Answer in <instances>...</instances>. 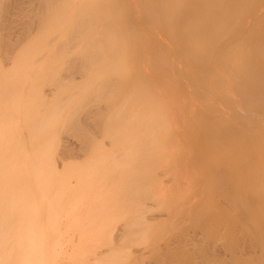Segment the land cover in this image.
I'll return each instance as SVG.
<instances>
[{
  "label": "bare ground",
  "instance_id": "6f19581e",
  "mask_svg": "<svg viewBox=\"0 0 264 264\" xmlns=\"http://www.w3.org/2000/svg\"><path fill=\"white\" fill-rule=\"evenodd\" d=\"M43 1H46L44 6L47 9L52 8L55 12L51 9L53 16H43L42 20L39 17L40 33L26 52L35 59L40 58L42 51L45 54L47 50L44 45L48 37L55 34L61 39L60 51L58 49V53L51 56L55 61L35 67L37 60L24 54L22 58L13 59V65L8 69L0 65V264H126L130 250L128 246L123 248L118 239L121 236L123 241L126 236L128 243L144 242L151 237L153 240V232H158L156 229L152 232L151 226L145 222L143 213L148 204L144 199L152 198L157 201L156 205L163 204L162 188L167 189L165 186L155 189V184L160 181H157L156 174H163V170L167 169L169 173H165L171 177L168 174L172 173L169 170L174 168V159L169 160L167 151L173 153L170 157H175L174 149L180 143L177 131L182 127L184 131L188 129L185 125L196 122L194 127L190 126L192 131L188 129L194 136L195 127L200 126H197V113L201 104V89H204L201 82L204 79L208 81H204L209 85L204 90H208L207 101L217 92L211 76L203 77L202 72L209 74L205 69H210L212 63L234 61L229 50L224 54L215 49L226 43L235 47L234 43L230 44L234 42L231 41L234 36L228 35H238L240 28L243 30L241 33L247 31L245 21L238 19L236 22L232 4L234 1L239 9L238 15H243L248 2L66 0L65 3L60 1L59 6L55 0ZM79 2L91 4L74 5ZM34 21L27 24L32 27ZM26 28L23 30L26 31ZM71 42L74 45L76 42V46L79 42L77 48H80L77 50L75 47L76 60L69 57L74 62L66 63L64 57L69 55L67 51L72 47ZM235 42L238 47L247 45L246 39L235 38ZM38 53L39 57L36 56ZM219 58L222 59L219 61ZM223 71L219 69L216 74L225 80L227 77ZM60 72H77L83 81H59ZM46 84H55L49 99L41 92ZM191 127L195 128L194 131ZM64 130L78 140L71 148L75 147L74 152L70 151L76 154L80 151L82 155H74L78 160L76 163L62 162L60 169L53 160L57 149L61 148L60 136ZM191 132H187L188 137ZM97 133L110 144L107 142L106 146L101 138L99 143ZM197 134L195 132V136ZM198 135L196 139L191 136V139L199 141ZM184 139L181 140L183 146ZM188 139L191 140L190 137ZM183 146L180 148L184 149ZM66 147L68 145L64 150H67ZM186 148L188 151L189 147ZM198 153L195 151V155ZM185 156L189 157L188 153ZM167 157L172 161L171 165ZM196 158L199 161L200 157ZM180 161L179 164L182 163ZM163 162L165 165L161 169ZM181 166L178 167L182 170ZM181 170H175V175H181L178 174ZM183 172H186L185 168ZM175 175L167 180H174L177 178ZM161 191L163 193L159 197ZM172 193L168 200L172 198ZM176 200L178 198L175 197L174 201H170L175 203ZM153 201L149 203L150 207L155 206ZM190 214L189 218L192 217ZM198 214L194 215L195 219ZM120 220L128 227L127 232L123 231L125 236L120 235L122 231L117 234L110 231L116 229L114 226ZM110 234H115V238L119 236L117 240L121 246L118 241L113 242L116 239H112V235L110 239ZM74 238L76 242H73ZM112 242L114 245L119 243V246L115 247ZM100 245L113 246L103 250L106 253L104 257ZM96 249L99 250L96 252ZM124 249L127 253L126 250L123 252ZM99 251L100 254H97Z\"/></svg>",
  "mask_w": 264,
  "mask_h": 264
},
{
  "label": "rangeland",
  "instance_id": "374dc122",
  "mask_svg": "<svg viewBox=\"0 0 264 264\" xmlns=\"http://www.w3.org/2000/svg\"><path fill=\"white\" fill-rule=\"evenodd\" d=\"M60 1L64 2L66 0H55V2H57L56 4L57 5L59 4V6H60ZM43 2L42 0H0V8H1L0 17H2L1 19L5 21L4 22L3 20H0V24L3 21L2 22L3 25L2 24L0 25V65H2L3 68L8 69L10 66H12L13 61H15V58L18 59L24 56L33 57L32 55H28L29 52L26 51H28L27 48L31 46L32 42L34 41V38H36V36H38L40 33L39 25L41 23L39 21L42 20L43 16L48 18L51 17L50 15H52L55 12L53 11L54 9L52 8L47 9L45 7L46 1L44 3ZM247 2H248L247 10L246 13H244L243 15L242 14L238 15L239 9L235 6L234 1L232 4V6H234L235 15L237 17L236 22L238 19H240L243 22L245 21L244 23L245 26L247 27V31L245 30L243 33H241L240 31L243 30H241L240 28V31L238 32L239 36L235 33L232 35H228V36H234V39L231 40L234 42H231L230 44L234 43L235 47L228 46L226 43L223 44L222 46L220 45L219 48L215 49V51L219 50L218 52L224 54L229 50L228 53L230 54V57L232 56L234 61L225 62L221 60L222 63L225 65H223L220 62H217V64L216 62L212 63L210 69L209 67L208 70L205 69V71H208L209 74L206 75V72H202L204 73V75L202 74L203 77H208V75L209 77L211 76V80H213L212 82H214L212 85L214 88L216 87V89H214L213 87L211 88L216 90L217 92L215 93L214 91L215 94L213 93L214 95L209 97L210 101H207L208 96L206 92L208 90L207 91L204 90L207 89L209 85L208 83L205 84L204 81L205 82L208 81L204 79L201 82L202 84L201 88L204 89H201V93H200L201 104H200L199 114L197 113V115H199L197 116L199 117V122H197L198 123L197 126L200 125L199 126L200 129L197 130L199 127H195L197 128L196 129L197 131L196 130L194 131L195 128L191 127L194 131L193 132L194 136H192L193 134L191 132L192 130L190 129V126L193 125V122H190V124L192 123L190 126L188 125L189 124L188 123L184 127L186 128L188 126V129H190L191 131H189L187 128L186 129L188 131H186L185 128H184L185 130L182 131L183 127L179 132L177 131L179 135L177 141L180 140L179 141L180 143L178 144L179 145L181 144L182 146H183V142L181 143V140L183 141L184 136L187 135V132L189 134L191 132V135L189 136L190 139L191 136L194 139H196L197 135L199 134L198 136L200 137L199 138L200 140L197 141L198 143L195 142L193 138L192 139L194 141L192 139L189 140L188 139L189 134L186 136L188 138L185 137L184 139V144L186 145V147H189L188 148L189 150L192 149V151L190 150V152L192 153L194 152L193 153L194 156L192 155V153L189 152V150L188 151L186 150L187 148L185 147V145L183 147L186 150V152L184 149H181L182 146L179 145L176 146L177 147L175 148L176 151L174 149V153L176 154L175 157H170L173 153H168L167 151L169 160L170 158H172L171 160L174 159L172 164L171 163L172 161H169L168 157L167 159L165 158L167 161H169L168 163L170 165L172 164L174 167V168L170 167L169 171H171L173 175H175V173L177 174V171L175 170L177 169L178 171L181 170L180 167L178 166H181L186 162L183 165L185 166L184 168L186 169V172L185 173L183 172L184 168L181 166L182 172L181 171H180L181 173L178 172V174L181 175L178 176L175 175L177 176L178 179L175 177L174 180L170 179V181H168L167 179L172 178L173 175L170 172L171 174L168 175H171V177L167 176L166 173H169L167 169H165L166 173L163 170V174L162 172H158L159 175L156 174V179H158L157 181L160 180L159 183L157 184L162 186H159L158 188L157 184H155L156 185L155 189L158 190L164 186L165 189H167L165 191L164 188H162L164 191V195L162 197L161 195L163 191L160 192V196L159 194H157V196L161 197V199L163 198L162 205L163 206L166 205L165 204L166 201H164V199L168 200L172 191L173 193L171 199H173L174 201L176 197L178 198V200L176 201L182 203L180 204L178 203V205H176L177 204L176 201L175 203H173L170 201L171 199H169L166 202L168 205H166L163 208L161 203L160 206L156 205L157 201L155 200L153 201L152 198L151 200L150 198L149 200L148 198L144 199L148 205L149 203H151V201H153V203L155 204V206L150 207L151 204L148 206L147 204L144 203L145 205H147L146 209H144L145 213H143L144 214L143 216L145 217V222L146 223L148 222L147 224L149 225V227L151 226L150 228L152 232L155 229L158 230V232L157 231L153 232L154 239L152 240L151 237V239L148 240L149 242L148 241H144V242L138 241L139 243L132 242L134 243L133 245L131 242L128 243L129 240L126 239L125 232H123V231L127 232L128 227H126V224L123 220H120L115 224L114 227L116 228L115 229L116 231L114 230V228L113 230L112 229L110 230V231H114L113 233L122 231L120 232L121 234L118 233V235L120 234L125 236V238L124 237L122 238L123 241H121L120 240L121 236L118 239L117 238L119 237L118 235L116 238L115 236H113L115 234L109 235L110 239H111V235L114 237V238L112 237V239H116L114 241L112 240L113 242L119 240L122 243L123 248H126V246H128V250H130L129 251L130 257L127 256L128 262L126 261L127 262L126 264H153L155 260L156 261L154 262V264H264V60H263L264 59V0H247ZM81 3L83 2H79L74 5L76 6L79 5L78 7H81L82 5L85 6L87 3L91 4V2L90 3L85 2L86 4L84 3L81 4ZM62 4L63 3H61V5ZM20 5L23 7H21ZM8 6L9 8H7ZM26 9L29 10H27L26 12ZM51 9L53 13L51 12ZM23 14L25 16H21ZM7 17H9L10 19L9 18L7 19ZM39 17H41V20L39 19ZM114 17L115 16L113 15L112 18ZM23 19L25 20V22L23 21ZM31 19L36 20L32 23L33 25L32 27L29 25L31 24L32 21ZM6 20L7 21L9 20L8 21L9 23ZM18 21H21L25 24H21V22L18 23ZM24 28H26L27 30L25 29L26 31H24L23 30ZM96 35L99 36L98 34ZM94 36L95 35H92V37ZM97 36H95L94 39L97 38ZM235 38L246 39L247 45L238 47L236 45ZM89 39L92 38L90 37ZM60 41L61 39L58 35L56 36L55 34H52V36L48 37L46 41L47 44L44 45L48 51L46 50L45 54L44 51H42V54H40L41 56L39 55V53L36 54V56L38 55L37 57L40 56V58L35 59L33 57L34 58L33 60H37L34 66L39 67L40 65L43 64L46 65L49 64V62L55 61L51 56L55 55L58 49L60 51V47H59L61 45ZM73 43L71 42L70 46L74 48L71 47V49H68L67 51V53L70 56L67 54L68 57L67 56L64 57L66 60L62 58L66 63L69 61L74 62L76 60L74 51L76 50L77 46L80 43L77 42V46H76V42L75 45ZM79 48H77V50ZM222 50L223 52H221ZM49 57H51L50 61H49ZM69 57L72 58L73 60L75 58V60L73 61ZM220 59L222 58H219V61ZM219 69L221 71L224 70L223 72L227 77L225 80H223L220 76L218 77V75L216 74L217 71H219ZM187 70L186 73H188ZM211 71L213 75H211L212 74ZM60 74L61 75L59 78L61 80L59 81L63 80L65 83L69 81V79L72 80V81L70 80V82L72 83L73 82L80 83L83 81L79 79V77L81 76L77 72H74L72 74L71 73L69 74L68 72H63V73L60 72ZM54 87L55 84L43 85L41 90V92L43 93V97L49 99L50 94L52 95L53 93L52 91ZM181 131L183 133H180ZM195 132L198 133L196 136H195ZM69 133L70 132H67V130L61 133L62 136V137L60 136L61 148L59 147L57 149V152L55 153V157L53 160L54 164L56 166H59L60 169H61V165L63 164L62 162L66 164L73 162L76 163V161L78 162L76 156L74 157L76 153L71 152V151L74 152L75 147L73 150L71 148H73V144H75V142L78 143V140L76 136ZM97 134L98 136L96 135V140L98 139V141H100L99 139L101 138L102 139L101 141L105 143L106 139H104L105 141L104 142L102 138L103 135L100 136L99 133ZM180 135L183 136V138L180 137ZM186 139L187 141H185ZM101 141L99 143H101ZM107 142L109 143V140ZM107 142L105 144L106 146H107ZM62 143L66 145H63ZM195 143L197 144L194 148L193 146L195 145ZM109 144L108 146H110ZM67 145H68V147H66L67 150H64L65 146ZM105 145L103 146L104 148ZM75 146L79 147V145L77 144ZM78 149L76 147V150ZM76 150L75 152H77ZM180 150H182L183 152ZM195 151L196 153L199 152L197 155L201 154V156L195 155ZM169 152H173V150ZM77 153L81 154L80 151ZM178 153L179 154L188 153L189 157L185 156L186 155L185 154L182 155L181 158L179 157L181 154L179 155ZM81 155L78 156L81 157ZM183 156H185L186 159ZM190 156H193V158ZM195 156L198 158L200 157L201 159L199 158L198 161V159L196 158L197 160L196 161L194 159ZM61 157L63 158L65 157V158L63 159ZM79 157L77 158L79 159ZM176 159L178 160V162H175ZM182 159L183 160L185 159L184 163ZM180 160L182 161V163H180L181 165L179 164ZM164 165L165 163L163 162V165L162 166L160 165V168L163 169ZM175 166L177 167V169ZM59 167H57V169H59ZM161 169L159 171H161ZM160 182L162 183L160 184ZM196 184L198 185L196 186ZM179 188L181 189V191H185V192H181ZM166 193L169 194L167 195V197H166ZM180 193L183 194L180 195ZM144 197L146 198V196ZM169 201L171 202L170 204L168 203ZM185 201L187 202L185 203ZM185 207H187V209ZM185 210H187L188 213H186L187 211L185 212ZM191 210H193V212ZM177 212H179L180 214L179 213L177 214ZM196 213L197 214L199 213L198 215L200 216L198 217L197 215L196 217L198 221L197 219H195L194 216L196 215ZM156 214L158 215V217ZM189 214L190 216L192 215V217L189 218ZM132 215H134L135 218V213ZM181 215L183 216L182 221H181L182 218ZM175 219H179V220H175ZM190 221L192 224L190 223ZM120 224H122L123 226ZM118 227L122 229L119 228L117 230ZM75 234L72 235V238L74 237ZM154 234L156 235V237L154 236ZM75 238L73 239L74 240L73 242H76ZM173 241L174 242L176 241L175 243L177 244L173 243ZM119 243L118 244L115 243L116 245H114L113 243V245L115 247H118ZM136 243L138 244L135 245ZM107 247L106 245L103 246L100 245L99 249L103 251ZM99 249H96V252ZM109 250L110 249H108V251ZM125 250L126 249H124L123 252H125ZM133 250H135L134 253ZM108 251L106 252L109 254ZM202 252L203 254L201 255ZM103 253H104L103 256L105 257L106 253L104 251ZM125 253H127V250ZM97 254H100V251ZM164 255H166L167 257H165ZM98 256L100 258V255ZM95 257H97V255ZM131 257H133L131 259L132 261L129 260ZM91 261L92 260H90L89 262Z\"/></svg>",
  "mask_w": 264,
  "mask_h": 264
}]
</instances>
